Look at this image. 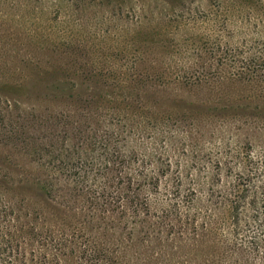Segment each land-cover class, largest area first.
Returning <instances> with one entry per match:
<instances>
[{
    "label": "rangeland",
    "instance_id": "1",
    "mask_svg": "<svg viewBox=\"0 0 264 264\" xmlns=\"http://www.w3.org/2000/svg\"><path fill=\"white\" fill-rule=\"evenodd\" d=\"M5 55L15 58L0 71L65 75L76 84L65 91L68 103L103 88L89 74L105 71L126 74L125 87L146 88L173 109L163 140L155 129L129 133L120 149L128 156L134 145L136 155L119 170L103 169L98 185L119 199H62L64 181L49 198L0 180V204L11 210L0 216L10 264H264V227L241 222L257 237L251 245L227 227L204 226L221 206L212 193L226 191L236 171L264 181V0H0ZM20 162L15 173L28 179L47 173Z\"/></svg>",
    "mask_w": 264,
    "mask_h": 264
},
{
    "label": "trees",
    "instance_id": "2",
    "mask_svg": "<svg viewBox=\"0 0 264 264\" xmlns=\"http://www.w3.org/2000/svg\"><path fill=\"white\" fill-rule=\"evenodd\" d=\"M14 58L9 60L5 55L0 64ZM28 60L23 61L24 64H30L31 60ZM82 75L72 74L71 77ZM89 76L90 81L104 82L103 88L90 86L89 93L86 92L88 98L82 103H68L65 91L76 84L61 80L66 77L63 74H52L40 68L16 74L0 71V147L7 149L0 154V180L3 183L26 182L34 191L52 198L58 183L64 181L68 189L64 190L62 199H75L80 193L91 202L95 198H120L116 192L98 185L103 169L119 170L127 158L136 155L134 145L126 151L128 156L120 149L119 144L129 133L137 131L144 136L155 129L159 140H163L165 124L168 122L170 127L172 123L168 111L173 109L170 104L151 99L146 88L140 92L125 87L126 74L92 71ZM86 89L79 91L85 93ZM32 98L34 101L29 103ZM84 146L88 150L80 149ZM96 152L104 154L97 162L94 161ZM23 159L41 165L47 173L43 176L33 174L31 179L23 173H15ZM9 163L12 168L7 166ZM219 165L216 161L217 169L211 175L217 179L220 177ZM129 176L132 187L133 177ZM231 181L226 191L212 193L211 203L221 206L218 211L213 209L204 226L206 229L227 227L236 239L256 245V235L243 231L241 222L246 225L251 219L259 226L256 230L264 227V211H261V206L264 210V181L251 169L236 171ZM134 199H139L138 193L128 197L131 212L135 214L138 203ZM140 206L148 209L149 203L145 201ZM10 213L9 208L0 204V216L7 217ZM225 217L228 223H225ZM196 221L199 220L196 218ZM10 245V233L2 231L0 264H10Z\"/></svg>",
    "mask_w": 264,
    "mask_h": 264
}]
</instances>
